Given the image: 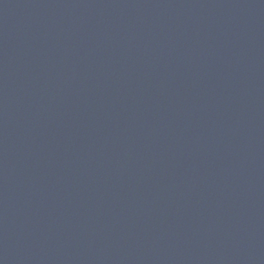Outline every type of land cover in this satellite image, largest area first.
I'll return each instance as SVG.
<instances>
[{
  "label": "water",
  "instance_id": "obj_1",
  "mask_svg": "<svg viewBox=\"0 0 264 264\" xmlns=\"http://www.w3.org/2000/svg\"><path fill=\"white\" fill-rule=\"evenodd\" d=\"M0 264H264V0H0Z\"/></svg>",
  "mask_w": 264,
  "mask_h": 264
}]
</instances>
